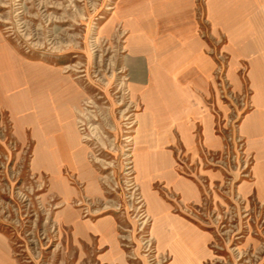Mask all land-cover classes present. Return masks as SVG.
I'll list each match as a JSON object with an SVG mask.
<instances>
[{
  "label": "rangeland",
  "instance_id": "obj_1",
  "mask_svg": "<svg viewBox=\"0 0 264 264\" xmlns=\"http://www.w3.org/2000/svg\"><path fill=\"white\" fill-rule=\"evenodd\" d=\"M122 2L0 0V65L47 64L70 77L82 155L58 171L38 163L35 142L0 106V231L11 262L264 264V147L242 131L249 84L239 89L216 72L210 101L220 150L201 132L187 147L171 129L150 126ZM196 2L208 38L204 0ZM141 150L170 151L190 185L141 179Z\"/></svg>",
  "mask_w": 264,
  "mask_h": 264
},
{
  "label": "crops",
  "instance_id": "obj_2",
  "mask_svg": "<svg viewBox=\"0 0 264 264\" xmlns=\"http://www.w3.org/2000/svg\"><path fill=\"white\" fill-rule=\"evenodd\" d=\"M196 1L122 2L131 53L143 74L137 83L145 87V122L151 119L150 126L159 125L161 132L171 129L187 147L193 145L194 133L201 132L210 148L220 150L223 140L210 100L216 72L222 69L237 88L249 84L252 110L242 131L264 147V0H204L208 38L200 33ZM78 100L77 86L57 67L22 61L0 65V106L14 118L22 139L27 134L35 142L37 162L54 164L55 171L60 164L81 161ZM156 116L158 123L152 119ZM174 140L168 135L165 142ZM135 167L146 181L162 178L190 185L178 177L168 150L157 155L137 151ZM9 250L0 231V264H13Z\"/></svg>",
  "mask_w": 264,
  "mask_h": 264
}]
</instances>
